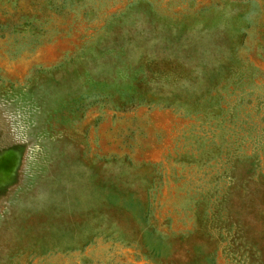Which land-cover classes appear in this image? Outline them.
I'll return each mask as SVG.
<instances>
[{"label":"rangeland","instance_id":"obj_1","mask_svg":"<svg viewBox=\"0 0 264 264\" xmlns=\"http://www.w3.org/2000/svg\"><path fill=\"white\" fill-rule=\"evenodd\" d=\"M0 264H264V0H0Z\"/></svg>","mask_w":264,"mask_h":264}]
</instances>
